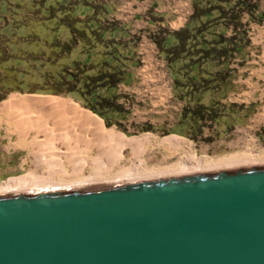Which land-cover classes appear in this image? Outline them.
Here are the masks:
<instances>
[{
    "label": "rangeland",
    "instance_id": "374dc122",
    "mask_svg": "<svg viewBox=\"0 0 264 264\" xmlns=\"http://www.w3.org/2000/svg\"><path fill=\"white\" fill-rule=\"evenodd\" d=\"M200 1V7L211 10L214 20L206 39H219L221 33L236 34L229 48L238 46V50L225 56L223 64L219 61L213 65L209 60L203 64L197 77L202 82L199 90H174L173 96L160 98L156 92L141 90L145 86L140 82L136 83L137 92L131 91L135 85L126 81V74L134 66L135 54L128 45L123 48L128 39L117 38L124 44L115 51L93 36L99 27L91 20L95 12L104 23L107 21L103 0H0V93L8 88L5 83L12 87L41 85L47 79L54 81L58 73L67 81L73 79L70 86L76 88L61 94L13 89L0 103L13 94L69 97L84 109L94 112L88 107L92 105L104 112V116L97 115L105 125L128 137L151 134L152 140L143 151L124 149L119 164L142 157L149 168L172 166L187 157L183 152L188 143L189 153L195 152L197 157L218 158L249 150L264 153V0ZM219 5L230 10L223 20L230 28L216 19ZM238 14L237 20L234 17ZM110 39L115 38L106 34L105 42ZM115 69L124 72L125 79L117 86H106L112 76H103L112 75ZM221 71H229L223 80ZM212 72L214 76L208 74ZM212 78L214 82L208 87L204 79ZM18 131L4 115L0 122V183L31 171L42 173L28 144L34 131L28 130L26 140ZM170 135L183 138L185 147L162 143Z\"/></svg>",
    "mask_w": 264,
    "mask_h": 264
},
{
    "label": "water",
    "instance_id": "95a60500",
    "mask_svg": "<svg viewBox=\"0 0 264 264\" xmlns=\"http://www.w3.org/2000/svg\"><path fill=\"white\" fill-rule=\"evenodd\" d=\"M0 264H264V166L0 195Z\"/></svg>",
    "mask_w": 264,
    "mask_h": 264
},
{
    "label": "bare ground",
    "instance_id": "6f19581e",
    "mask_svg": "<svg viewBox=\"0 0 264 264\" xmlns=\"http://www.w3.org/2000/svg\"><path fill=\"white\" fill-rule=\"evenodd\" d=\"M6 116L13 130L27 141L41 174L27 172L0 183V195L100 188L142 180L228 171L264 166V153L252 150L218 158L189 153V143L171 135L162 143L183 148L186 158L164 168H149L145 160L121 163L124 149L143 151L150 133L128 137L71 98L43 94H13L0 103V122ZM156 141V140H154ZM32 154V153H31ZM125 159V158H124ZM131 160V161H130ZM36 167V168H38ZM65 179V180H63ZM44 190V191H43Z\"/></svg>",
    "mask_w": 264,
    "mask_h": 264
},
{
    "label": "trees",
    "instance_id": "16d2710c",
    "mask_svg": "<svg viewBox=\"0 0 264 264\" xmlns=\"http://www.w3.org/2000/svg\"><path fill=\"white\" fill-rule=\"evenodd\" d=\"M222 3H228L230 0H219ZM194 2V8L195 11L191 15L188 23L185 25V27L181 28L178 31L175 32H169L167 35H161L156 36V42L160 49L164 52L165 56L168 59L169 66L171 68V71L174 76V90L175 92H180L183 89L195 91L199 90V85L202 84L201 81H198L197 77L201 74V71H203V64H206V61H210L214 65V63L220 61L221 64L224 63V57L228 56L230 57V52L238 50L237 48H229V45L231 42H234V38L236 34H233L232 36H226L225 33H221L219 39H211L210 41L206 38V32L210 26H214V20L211 17V10L209 11L208 8L204 9L200 7V0H193ZM221 3V4H222ZM220 11V15L216 17V19L220 20L222 24L226 25V28H230L229 22L224 23L223 20H226L227 14L230 13V10L227 12L225 11L224 5H219L218 7ZM232 11L236 9V5L232 6ZM96 15L91 18L92 21L95 22V24H98L99 27H96L94 31L92 32L93 36H95L99 43H105V46H112L115 51H119V46L121 44H124L121 42H116L115 39H110L109 42H105L106 34L103 32L105 30H108L110 28H114L116 26L115 21H111L108 18L106 19V23L112 24L110 22H114L110 26H103L102 24L104 21H102V18ZM204 15L206 18H204ZM235 19L240 18V14L236 15L234 17ZM235 29H237L235 25ZM86 36V33L83 34ZM110 38V37H109ZM126 46V44H124ZM191 49L195 51H191ZM194 57H197L196 59ZM192 59V60H191ZM229 61V60H228ZM229 65V62L227 63ZM229 67V66H228ZM223 70V69H221ZM221 77L222 80L229 74V71L227 73H223L221 71ZM120 71H113L112 75H104L103 78H112L108 80L105 85L114 87L117 86L120 82H122L125 78ZM210 76H214V72L208 73ZM127 75V74H126ZM216 75H218L216 73ZM51 78V77H50ZM66 77L62 75V73H58L56 77H54V81H48L44 80L43 82L39 83L41 85H35V86H28L25 84L17 85L15 87H12L13 85L11 83H5V85L8 87L6 90H4L2 93H0V101L6 98L8 93L12 91L13 89H19L21 91L29 90V91H36V92H45V93H68L75 91L76 88L74 86H70L73 79L66 80ZM214 78V77H213ZM212 79H204V82L207 84V86L214 82ZM201 82V83H200ZM206 86V87H207ZM88 85H85V88L88 89ZM209 87V86H208ZM202 88V87H201ZM91 92V91H90ZM186 95V94H185ZM105 100V99H104ZM108 101V100H107ZM111 105L108 106V108ZM90 107L94 112L100 114L101 116H104V112H100L96 109L94 106H88ZM115 110V109H113ZM108 121V125L111 124V121ZM153 127H145L144 130H152ZM180 129H177L175 131H178Z\"/></svg>",
    "mask_w": 264,
    "mask_h": 264
},
{
    "label": "crops",
    "instance_id": "0c3cea01",
    "mask_svg": "<svg viewBox=\"0 0 264 264\" xmlns=\"http://www.w3.org/2000/svg\"><path fill=\"white\" fill-rule=\"evenodd\" d=\"M103 7L105 16L116 22L103 32L117 43V38L128 39L126 46L135 54L126 75V81L135 85L131 91L137 92L140 82L143 91L156 92L160 98L173 96L174 76L155 37L185 27L195 11L193 0H103Z\"/></svg>",
    "mask_w": 264,
    "mask_h": 264
}]
</instances>
